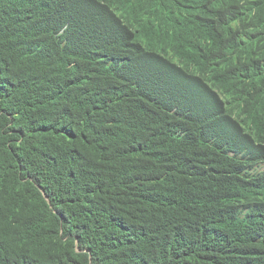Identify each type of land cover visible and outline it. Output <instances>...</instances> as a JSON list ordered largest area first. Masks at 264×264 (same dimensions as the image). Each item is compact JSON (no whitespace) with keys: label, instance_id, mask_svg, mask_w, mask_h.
Returning a JSON list of instances; mask_svg holds the SVG:
<instances>
[{"label":"trees","instance_id":"obj_1","mask_svg":"<svg viewBox=\"0 0 264 264\" xmlns=\"http://www.w3.org/2000/svg\"><path fill=\"white\" fill-rule=\"evenodd\" d=\"M0 264H264V0H0Z\"/></svg>","mask_w":264,"mask_h":264}]
</instances>
